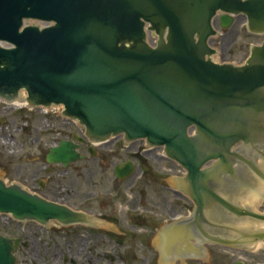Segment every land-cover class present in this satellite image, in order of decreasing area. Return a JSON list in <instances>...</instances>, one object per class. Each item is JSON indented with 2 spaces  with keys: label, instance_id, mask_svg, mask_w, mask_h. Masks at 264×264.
<instances>
[{
  "label": "water",
  "instance_id": "obj_1",
  "mask_svg": "<svg viewBox=\"0 0 264 264\" xmlns=\"http://www.w3.org/2000/svg\"><path fill=\"white\" fill-rule=\"evenodd\" d=\"M239 16L264 36V0H0V99L62 106L92 142L145 140L187 171L180 187L195 213L166 228L162 264L201 257L204 243H264V42L243 66L217 63L211 45L217 20L229 29ZM34 20L50 25H25ZM78 149L63 140L47 163L70 167ZM135 169L120 164L117 178ZM0 214L42 226L91 219L1 178ZM17 245L0 235V264H16Z\"/></svg>",
  "mask_w": 264,
  "mask_h": 264
},
{
  "label": "rangeland",
  "instance_id": "obj_2",
  "mask_svg": "<svg viewBox=\"0 0 264 264\" xmlns=\"http://www.w3.org/2000/svg\"><path fill=\"white\" fill-rule=\"evenodd\" d=\"M235 21L232 28L220 30L219 36L213 39L218 63L242 65L250 56L252 46L264 41V37L247 32L243 16L236 17ZM61 110L63 107L49 110L14 108L0 101V177L8 184L22 185L30 193L100 217L116 233L131 235L133 238L129 236L130 240L126 241L128 253L123 246L121 248L127 259L136 256V262L130 261V264H162L160 254L152 249L156 246V230L152 232L139 226H152L150 224L154 222L157 231L163 230L167 223L186 218L191 213V201L169 187L174 174L167 169H175V163L160 158L155 150L146 151L143 140L127 147L124 138H118L96 146V158L87 153L85 161L71 168L50 166L46 158L51 148L81 133L73 121L58 113ZM138 158L147 161L149 174L142 170ZM130 160L136 162V174L128 180L118 181L116 167ZM180 203L185 206L184 210L179 207ZM260 209L264 212V204ZM40 227L35 223H19L11 216L0 214V234L6 236H17V230L41 231ZM44 234L49 235L46 230ZM152 236L154 238L150 239ZM106 241L107 252L115 257L113 264H121L116 258L119 251L115 243ZM207 251L210 260L180 261L178 264H233L238 259L248 264H264V246L254 253L214 246L208 247Z\"/></svg>",
  "mask_w": 264,
  "mask_h": 264
},
{
  "label": "flooded vegetation",
  "instance_id": "obj_3",
  "mask_svg": "<svg viewBox=\"0 0 264 264\" xmlns=\"http://www.w3.org/2000/svg\"><path fill=\"white\" fill-rule=\"evenodd\" d=\"M67 139L79 145L80 154L84 157L83 161H85L87 153L93 157L92 151L90 150V142L85 141L80 144L75 140V135ZM178 192L181 193L180 191ZM144 194L145 191L142 190V195ZM179 207H183V210L185 209L182 203L179 204ZM72 208L75 211L77 210L84 213V211H81L77 207ZM93 217V221L90 220L87 223L81 222L70 225L55 223L53 225L40 227L41 231L24 229L21 231L17 230V236L2 235L14 239L13 243L15 245L18 244L17 248L14 250L16 264H97L98 262L102 264H106V262L113 264L115 257L113 254L111 255L110 252H107L106 240L115 243L119 251L116 258L120 260L121 264H130V261L136 262L137 259L134 260L136 256L134 258L132 257V259H127L121 251L123 246L125 253H128L126 241L128 239L130 240L132 236L129 235L130 237H127L124 233H116L114 229H110L108 222L102 221L100 217ZM150 225L152 226H149V224L142 226L144 228L147 227L146 229L152 230V232L156 230L155 234L157 235V227L154 225V222ZM45 230L49 235L46 236L44 234ZM132 234L135 236V232ZM154 237L152 236L150 239ZM152 249L159 254L157 246Z\"/></svg>",
  "mask_w": 264,
  "mask_h": 264
},
{
  "label": "bare ground",
  "instance_id": "obj_4",
  "mask_svg": "<svg viewBox=\"0 0 264 264\" xmlns=\"http://www.w3.org/2000/svg\"><path fill=\"white\" fill-rule=\"evenodd\" d=\"M14 106L15 107L16 106L25 107L26 104L21 100V101H17ZM262 247H263L262 245H256V246H252L250 249H251V251L256 252V251L260 250Z\"/></svg>",
  "mask_w": 264,
  "mask_h": 264
},
{
  "label": "trees",
  "instance_id": "obj_5",
  "mask_svg": "<svg viewBox=\"0 0 264 264\" xmlns=\"http://www.w3.org/2000/svg\"><path fill=\"white\" fill-rule=\"evenodd\" d=\"M142 166H143V168L146 169V170L149 169L148 164H147V162H146L144 159H142Z\"/></svg>",
  "mask_w": 264,
  "mask_h": 264
}]
</instances>
